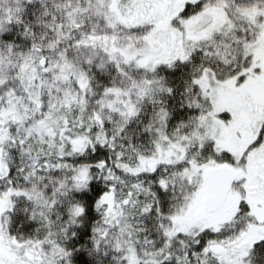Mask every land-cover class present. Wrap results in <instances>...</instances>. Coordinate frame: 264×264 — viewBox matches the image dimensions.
I'll list each match as a JSON object with an SVG mask.
<instances>
[{
  "label": "snow or ice",
  "instance_id": "6c2138e0",
  "mask_svg": "<svg viewBox=\"0 0 264 264\" xmlns=\"http://www.w3.org/2000/svg\"><path fill=\"white\" fill-rule=\"evenodd\" d=\"M0 264H264V0H0Z\"/></svg>",
  "mask_w": 264,
  "mask_h": 264
}]
</instances>
